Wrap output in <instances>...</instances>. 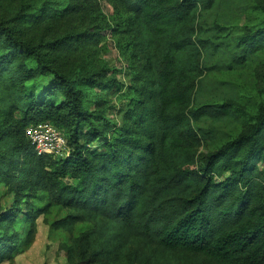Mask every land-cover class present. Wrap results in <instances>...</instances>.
<instances>
[{"label":"trees","instance_id":"trees-1","mask_svg":"<svg viewBox=\"0 0 264 264\" xmlns=\"http://www.w3.org/2000/svg\"><path fill=\"white\" fill-rule=\"evenodd\" d=\"M103 1L126 15L112 31L130 37L134 64L119 123L90 95L115 78L80 61L109 29L95 0H20L0 14V185L17 202L47 201L35 211L0 206V264L19 242L18 216L29 240L51 207L65 212L55 231L92 226L62 247L71 264H264V105L198 156L214 124L234 114L231 103L197 104L205 16L219 0ZM236 48L239 61L264 50V21ZM46 122L64 135L65 158L34 152L25 131Z\"/></svg>","mask_w":264,"mask_h":264},{"label":"rangeland","instance_id":"rangeland-1","mask_svg":"<svg viewBox=\"0 0 264 264\" xmlns=\"http://www.w3.org/2000/svg\"><path fill=\"white\" fill-rule=\"evenodd\" d=\"M20 0H0V14L10 15ZM99 12L107 22L109 29L101 32L100 42L91 47V51L81 56L82 62L92 63L96 68L107 69V77H114L117 84L108 90H95L105 106L106 118L119 123L127 100L123 98L130 87H133L132 63L129 55L124 52L123 45L130 37L112 31L121 24L125 14L117 11L103 0H95ZM264 0H219L214 8L205 16L210 26L206 38H210V50L204 53L203 73L197 96V104L222 105L231 103L233 116L214 124L215 141L204 142L198 148V156H204L228 139L235 137L247 121L256 113L259 105H264V50L256 53L248 61H239L236 43L244 35L246 28H256L264 21L260 7ZM108 28V27H107ZM100 30L91 27L90 34ZM90 104L92 96L89 97ZM211 125V121H210ZM206 127L207 124H202ZM47 201L42 197L17 202L12 192L0 185V206L4 209L18 207L21 212L42 209ZM65 212L51 207L48 214H40L34 223V232L28 240L29 224L20 214L14 223V231L19 235L12 257L1 264H71L63 251V246L71 244V238L92 228L89 224H81L72 234L55 231L51 224L63 216ZM73 263H77L74 258ZM100 264V263H93Z\"/></svg>","mask_w":264,"mask_h":264},{"label":"built area","instance_id":"built-area-1","mask_svg":"<svg viewBox=\"0 0 264 264\" xmlns=\"http://www.w3.org/2000/svg\"><path fill=\"white\" fill-rule=\"evenodd\" d=\"M26 136L38 156H52L65 158L69 154V147L64 135L50 123L30 126Z\"/></svg>","mask_w":264,"mask_h":264}]
</instances>
